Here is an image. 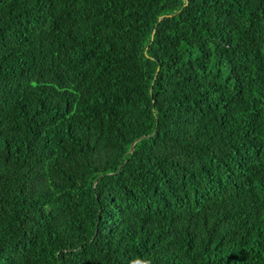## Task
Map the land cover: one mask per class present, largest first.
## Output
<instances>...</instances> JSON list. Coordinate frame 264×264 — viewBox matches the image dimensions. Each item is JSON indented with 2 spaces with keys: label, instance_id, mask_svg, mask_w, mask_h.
<instances>
[{
  "label": "trees",
  "instance_id": "obj_1",
  "mask_svg": "<svg viewBox=\"0 0 264 264\" xmlns=\"http://www.w3.org/2000/svg\"><path fill=\"white\" fill-rule=\"evenodd\" d=\"M135 260L264 264V0H0V264Z\"/></svg>",
  "mask_w": 264,
  "mask_h": 264
},
{
  "label": "water",
  "instance_id": "obj_2",
  "mask_svg": "<svg viewBox=\"0 0 264 264\" xmlns=\"http://www.w3.org/2000/svg\"><path fill=\"white\" fill-rule=\"evenodd\" d=\"M159 70H160V67L158 68V71H157V73H156V77L158 76ZM138 140H139V139H137V140L132 144L131 151L134 150V148H135V144L138 142Z\"/></svg>",
  "mask_w": 264,
  "mask_h": 264
},
{
  "label": "clouds",
  "instance_id": "obj_3",
  "mask_svg": "<svg viewBox=\"0 0 264 264\" xmlns=\"http://www.w3.org/2000/svg\"><path fill=\"white\" fill-rule=\"evenodd\" d=\"M132 264H147L145 261L135 260L132 262Z\"/></svg>",
  "mask_w": 264,
  "mask_h": 264
}]
</instances>
